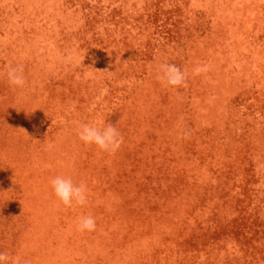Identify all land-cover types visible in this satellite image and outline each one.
I'll use <instances>...</instances> for the list:
<instances>
[{
	"label": "rangeland",
	"instance_id": "1",
	"mask_svg": "<svg viewBox=\"0 0 264 264\" xmlns=\"http://www.w3.org/2000/svg\"><path fill=\"white\" fill-rule=\"evenodd\" d=\"M161 62L186 86L157 80ZM10 65L27 84L0 75V252L264 264V0H0V74ZM107 123L115 154L76 134ZM57 175L85 182L87 203L58 206ZM83 215L94 231L76 230Z\"/></svg>",
	"mask_w": 264,
	"mask_h": 264
},
{
	"label": "clouds",
	"instance_id": "2",
	"mask_svg": "<svg viewBox=\"0 0 264 264\" xmlns=\"http://www.w3.org/2000/svg\"><path fill=\"white\" fill-rule=\"evenodd\" d=\"M207 70V66L197 65L193 69L192 74L200 75ZM155 71L157 80L162 84L173 88L186 86L187 72L175 64L161 62L156 66ZM0 75L6 76L8 85L13 90L23 89L27 84L22 66L13 67L10 65L6 73ZM76 134L85 145L94 144L99 150L109 154H115L123 143V136L116 126L110 123L102 127L92 124H81L77 128ZM187 136L188 133L185 132L184 137L186 138ZM50 186L58 206L63 205L65 208H73L87 203L89 190L83 181L77 184L74 183L70 176L57 175L50 179ZM96 227V220L91 215H83L77 219L76 230L78 232H92ZM0 264H19V262L7 253L0 252Z\"/></svg>",
	"mask_w": 264,
	"mask_h": 264
}]
</instances>
